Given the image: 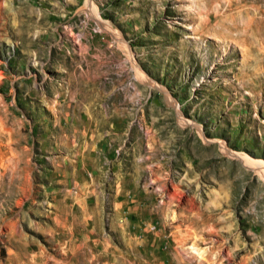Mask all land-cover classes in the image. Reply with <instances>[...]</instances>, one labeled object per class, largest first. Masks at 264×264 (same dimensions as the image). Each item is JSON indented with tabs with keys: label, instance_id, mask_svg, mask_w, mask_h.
Listing matches in <instances>:
<instances>
[{
	"label": "rangeland",
	"instance_id": "rangeland-1",
	"mask_svg": "<svg viewBox=\"0 0 264 264\" xmlns=\"http://www.w3.org/2000/svg\"><path fill=\"white\" fill-rule=\"evenodd\" d=\"M0 264H264V0H0Z\"/></svg>",
	"mask_w": 264,
	"mask_h": 264
},
{
	"label": "bare ground",
	"instance_id": "bare-ground-1",
	"mask_svg": "<svg viewBox=\"0 0 264 264\" xmlns=\"http://www.w3.org/2000/svg\"><path fill=\"white\" fill-rule=\"evenodd\" d=\"M36 26H37V25H36ZM253 163L256 164L255 162H252V164H253ZM259 163H260V162H259ZM3 169H4V168H3Z\"/></svg>",
	"mask_w": 264,
	"mask_h": 264
}]
</instances>
